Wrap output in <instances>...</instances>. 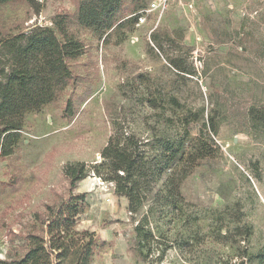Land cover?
Segmentation results:
<instances>
[{
  "label": "rangeland",
  "instance_id": "obj_1",
  "mask_svg": "<svg viewBox=\"0 0 264 264\" xmlns=\"http://www.w3.org/2000/svg\"><path fill=\"white\" fill-rule=\"evenodd\" d=\"M34 3L0 0V25L14 31L51 25L56 13H73L76 7V0ZM72 28L87 44V52L69 62L75 84L25 113L13 152L0 158V184L17 180L16 188L6 186L0 193V260L22 242H10L8 225L25 235L32 211L42 209L50 189L64 190V164L99 163L116 127L145 140L177 138L184 115H199L189 140L203 121L214 125L215 132L203 129L213 150L206 148L210 156L180 183L182 201L172 207L153 204L147 256L134 226L148 205L130 215L114 183L93 171L77 183L75 191L85 193L77 226L103 243L92 264L226 260L231 250L223 235L244 224L251 227L250 236L236 239L251 253L263 248L264 124L252 122L247 111L264 105V0H171L158 23L153 16L138 26L126 22L101 38ZM173 97L178 105L171 103ZM69 98L78 107L70 121L62 116ZM146 98L154 99V106Z\"/></svg>",
  "mask_w": 264,
  "mask_h": 264
},
{
  "label": "trees",
  "instance_id": "obj_2",
  "mask_svg": "<svg viewBox=\"0 0 264 264\" xmlns=\"http://www.w3.org/2000/svg\"><path fill=\"white\" fill-rule=\"evenodd\" d=\"M23 1L30 6L35 4L34 0ZM144 6V0H76L73 13H56L51 25L35 24L15 31L0 25V158L13 152L25 113L40 109L56 99L68 85L75 84L76 75L69 62L85 54L87 44L72 26L89 29L101 38L126 22H137V12ZM146 101L149 106L155 104L152 98ZM171 103L179 104L174 97ZM77 110L69 98L62 116L70 121ZM247 115L252 122L264 124V105L250 107ZM179 120L182 133L177 138L154 135L151 140H145L116 127L100 151L99 163L64 164V190L50 189L51 197L42 204V209L32 211L30 222L25 225V235H18L8 225L6 232L10 242L16 239L22 242L0 263L92 264L103 243L93 231L78 228L85 193L75 191L77 183L91 171L114 183L115 192L127 199L130 215L148 205L147 212L134 226L137 243L146 248L147 256L153 239L148 226L153 204L161 202L172 207L182 201L180 183L194 166L210 156L206 148L213 150L211 137L203 133L204 128L215 132L211 122L203 121L197 137L189 140L191 122L198 121L199 115L192 119L184 115ZM158 182V190L154 191ZM16 183V177L3 182L0 193L6 186L16 188ZM241 234L243 241L247 240L251 227L236 225L226 231L224 243L231 252L226 260L220 256L210 264L263 263L264 247L255 253L249 252L247 245H241L236 239Z\"/></svg>",
  "mask_w": 264,
  "mask_h": 264
},
{
  "label": "built area",
  "instance_id": "obj_3",
  "mask_svg": "<svg viewBox=\"0 0 264 264\" xmlns=\"http://www.w3.org/2000/svg\"><path fill=\"white\" fill-rule=\"evenodd\" d=\"M170 1L171 0H148L146 7L137 12L138 17L136 25L138 26L144 23L149 16H153L156 23H158L167 10ZM134 39L136 40V38Z\"/></svg>",
  "mask_w": 264,
  "mask_h": 264
}]
</instances>
